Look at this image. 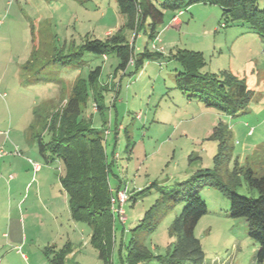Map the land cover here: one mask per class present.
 <instances>
[{
  "label": "rangeland",
  "instance_id": "obj_1",
  "mask_svg": "<svg viewBox=\"0 0 264 264\" xmlns=\"http://www.w3.org/2000/svg\"><path fill=\"white\" fill-rule=\"evenodd\" d=\"M258 6L263 8L264 0ZM176 14L166 9L159 27L162 55L133 74L130 65L114 75L115 55L104 60L86 53L75 61L69 54L88 38L105 39L125 27L117 0H0V134L9 130L11 139L25 143L34 137L36 145L40 138L50 141V118L65 106L77 79L101 65L107 106L98 112L91 98L84 117L104 136L113 196L119 189L129 197L125 226L114 215L116 242L106 262L90 242V226L71 216L61 160L51 168L53 183L39 196L33 187L21 189V183L17 191L8 173H0V264H52L55 246L69 240L78 252L67 257L68 264H132L126 244L143 222H150L151 230L136 237L155 256L164 255L175 240L171 225L186 202L154 206L201 169H213L240 194L259 196L245 174L249 168L256 176L264 173V38L241 21L223 25L219 4L195 3L184 9L179 28L168 29ZM124 35L135 52L155 51L156 40L144 29L135 36L128 28ZM180 49L203 54L201 74L245 81L252 91L245 112L231 117L188 98L178 87L183 67L171 58ZM200 190L209 209L195 228L205 253L202 264H256L258 244L248 221L230 216V200L219 187L208 183ZM150 259L135 264H157V257Z\"/></svg>",
  "mask_w": 264,
  "mask_h": 264
},
{
  "label": "trees",
  "instance_id": "obj_2",
  "mask_svg": "<svg viewBox=\"0 0 264 264\" xmlns=\"http://www.w3.org/2000/svg\"><path fill=\"white\" fill-rule=\"evenodd\" d=\"M117 1L126 16L125 27L105 39H86L73 54H69L75 61L83 60L86 53L98 54L102 57L115 55L118 58V65L114 75L121 70L126 71L131 60H133V70L130 74H133L145 61L156 59L163 51L153 52L147 47L143 51L135 52V47L124 35L125 30L128 28L133 30L136 36L144 29L151 38H156L166 9L178 12L199 2L219 4L223 8L225 26L230 22L241 21L264 38V7L258 6L259 0ZM172 57L183 67V76L178 77V87L188 98L198 99L205 106L215 107L231 117L245 112L246 104L252 94L245 81H231L233 76L229 74H224V79L201 74L198 70L205 60L199 51L180 49ZM101 75L102 66L99 65L89 71L87 78L77 79L65 106L56 111L47 123L46 127L52 137L48 142L40 138L39 151L44 157L59 159L63 163L64 175L61 177V182L68 194L71 216L74 220L86 222L90 226V242L98 250L99 256L108 262L111 260L116 242L113 228L114 215L111 210L110 163L104 136L91 126L90 117H84L91 98L98 112H103L107 106L103 100V91L106 87L102 85ZM222 149L224 146L221 147ZM220 155H216V161L219 160ZM245 177L249 186L259 191L258 197L238 193L232 185L221 181L218 174L210 168L197 171L180 182L176 189L164 192V196L158 199L155 208H161L164 203L172 205L179 200L186 202L181 214L171 225V235L175 240L164 255L155 256L135 235L151 230L150 222H143L133 228L136 233L126 244L128 259L132 264L138 260L148 262L153 257H157V264H181L184 261L202 264L205 253L200 239L195 234V228L209 210L201 196L200 188L210 183L222 189L227 195L230 200V216L243 217L248 221L249 234L258 244L255 262L264 264V173L256 176L253 169L249 168ZM124 245L125 240L122 239L120 246L124 247ZM72 252L73 246L70 243L60 248L55 246L50 261L52 264H68L67 257Z\"/></svg>",
  "mask_w": 264,
  "mask_h": 264
},
{
  "label": "crops",
  "instance_id": "obj_3",
  "mask_svg": "<svg viewBox=\"0 0 264 264\" xmlns=\"http://www.w3.org/2000/svg\"><path fill=\"white\" fill-rule=\"evenodd\" d=\"M174 16L171 17L170 24L169 23L167 24L168 29H172V27L179 28L182 24V21L180 24H176L173 21ZM107 58L108 56L106 55L103 56L104 60H107ZM30 127L32 128V125ZM0 135L5 136V139L0 141V145H2L5 149L12 152L0 158L1 176H4L5 174L8 173L9 183L11 187L14 186V189H17V191H18V186L21 183L22 185L21 189L25 188L26 190H30L33 187V190L38 196L44 193L45 188L48 186V184L53 183L51 180L53 170L51 168L53 164H55L58 161V159H54L51 157V159L47 158L44 161V159L39 153L40 139L36 145L35 144L36 139H34V137L26 138L27 143H25L22 141L11 139L10 132L8 135H5L3 132ZM17 148L21 151L22 153L21 155H17L14 153ZM34 163H37L38 166L35 167ZM67 243H70L72 246H74L72 240H69ZM76 251H77V247L74 246L73 252L68 256L71 255L74 256L78 252Z\"/></svg>",
  "mask_w": 264,
  "mask_h": 264
},
{
  "label": "built area",
  "instance_id": "obj_4",
  "mask_svg": "<svg viewBox=\"0 0 264 264\" xmlns=\"http://www.w3.org/2000/svg\"><path fill=\"white\" fill-rule=\"evenodd\" d=\"M184 14V10H179L177 12V14L174 16L173 21L176 24H180L181 20H180V16ZM223 25H225L223 23ZM156 41H154L153 43V48L155 50H159V51H163L164 49L162 47H159L157 42H160L161 39L159 37V35L155 38ZM130 65H133V60L130 61ZM5 135H8V132H5ZM17 155H21V151L17 148L14 152ZM8 153L6 152V149L0 145V158L4 157L5 155H7ZM32 161V160H30ZM35 167L38 166L37 163H34ZM111 190V194H112V189ZM129 197L126 193V191H122V190H117V197H114L113 194L111 195V210L113 215L118 216L119 220L121 221V223L125 226V224L127 223V216L125 215V210H124V205L125 203L128 201Z\"/></svg>",
  "mask_w": 264,
  "mask_h": 264
}]
</instances>
